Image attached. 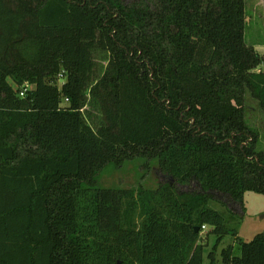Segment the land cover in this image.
I'll return each mask as SVG.
<instances>
[{
    "label": "trees",
    "instance_id": "16d2710c",
    "mask_svg": "<svg viewBox=\"0 0 264 264\" xmlns=\"http://www.w3.org/2000/svg\"><path fill=\"white\" fill-rule=\"evenodd\" d=\"M246 9L0 0V264H202V228L229 232L209 202L234 216L245 191L264 194L245 119L247 95L264 109V55ZM130 161L157 185H98ZM239 249L223 263L264 264V232Z\"/></svg>",
    "mask_w": 264,
    "mask_h": 264
},
{
    "label": "rangeland",
    "instance_id": "374dc122",
    "mask_svg": "<svg viewBox=\"0 0 264 264\" xmlns=\"http://www.w3.org/2000/svg\"><path fill=\"white\" fill-rule=\"evenodd\" d=\"M246 12L247 14H252L249 7ZM48 81L58 88L62 84V80L59 79L52 78L48 79ZM27 87L30 86H25L24 84V89L22 88L21 91L26 90ZM246 107V122L251 129L258 133L256 150L264 151V109L260 108L258 102L249 95H247ZM141 164V161H130L124 163L120 168L109 165L98 175V185L102 187H136L139 184L147 187L156 186L161 176L158 170L151 169L145 172L141 168ZM216 196L218 200H212L209 205L222 213L225 219V226L229 232L217 242V235L212 232L214 226L206 225L202 228L200 242L205 245L202 264H209L207 255L211 250H214V264H224L221 255V250L224 247L233 245L235 254L240 255L239 240L247 242L255 234L264 232V194L245 191L242 195L241 205L236 202H231L233 205L229 204L236 211L234 216L226 210L222 203L225 198L221 195ZM207 233L208 237L206 236ZM216 242L217 245L214 249Z\"/></svg>",
    "mask_w": 264,
    "mask_h": 264
},
{
    "label": "crops",
    "instance_id": "0c3cea01",
    "mask_svg": "<svg viewBox=\"0 0 264 264\" xmlns=\"http://www.w3.org/2000/svg\"><path fill=\"white\" fill-rule=\"evenodd\" d=\"M246 6L252 12L251 17L250 14L246 17V23H248V31L245 29L247 43L252 45L259 54L264 55V0H246Z\"/></svg>",
    "mask_w": 264,
    "mask_h": 264
},
{
    "label": "built area",
    "instance_id": "2783aa9c",
    "mask_svg": "<svg viewBox=\"0 0 264 264\" xmlns=\"http://www.w3.org/2000/svg\"><path fill=\"white\" fill-rule=\"evenodd\" d=\"M23 92H24V90L20 92V95H22V94H23Z\"/></svg>",
    "mask_w": 264,
    "mask_h": 264
},
{
    "label": "water",
    "instance_id": "95a60500",
    "mask_svg": "<svg viewBox=\"0 0 264 264\" xmlns=\"http://www.w3.org/2000/svg\"><path fill=\"white\" fill-rule=\"evenodd\" d=\"M195 230L197 231L198 230V227H195Z\"/></svg>",
    "mask_w": 264,
    "mask_h": 264
}]
</instances>
